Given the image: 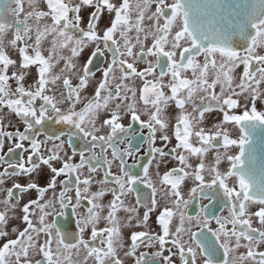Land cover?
<instances>
[{
  "label": "snow or ice",
  "instance_id": "6c2138e0",
  "mask_svg": "<svg viewBox=\"0 0 264 264\" xmlns=\"http://www.w3.org/2000/svg\"><path fill=\"white\" fill-rule=\"evenodd\" d=\"M0 264H264V0H0Z\"/></svg>",
  "mask_w": 264,
  "mask_h": 264
},
{
  "label": "flooded vegetation",
  "instance_id": "af4514ba",
  "mask_svg": "<svg viewBox=\"0 0 264 264\" xmlns=\"http://www.w3.org/2000/svg\"><path fill=\"white\" fill-rule=\"evenodd\" d=\"M217 214H219V213H217Z\"/></svg>",
  "mask_w": 264,
  "mask_h": 264
}]
</instances>
